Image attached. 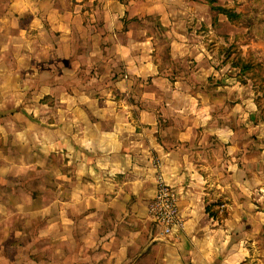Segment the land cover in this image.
<instances>
[{"label":"crops","instance_id":"obj_1","mask_svg":"<svg viewBox=\"0 0 264 264\" xmlns=\"http://www.w3.org/2000/svg\"><path fill=\"white\" fill-rule=\"evenodd\" d=\"M214 75L174 0H0V264L34 240L61 264H264L262 170L224 158ZM159 161L179 237L152 229Z\"/></svg>","mask_w":264,"mask_h":264},{"label":"rangeland","instance_id":"obj_2","mask_svg":"<svg viewBox=\"0 0 264 264\" xmlns=\"http://www.w3.org/2000/svg\"><path fill=\"white\" fill-rule=\"evenodd\" d=\"M224 10L235 17L229 19ZM174 21L194 35L214 63L216 75L206 82L205 93L215 87L226 92L227 100L210 96L207 101L205 93L199 98L202 106H226L220 121L235 143L223 148L224 158L232 151V166L259 167L257 177L264 182V0H174ZM243 64L251 67L245 74ZM151 225L159 231L155 222ZM34 242L19 250L13 264H61L50 253L55 247Z\"/></svg>","mask_w":264,"mask_h":264},{"label":"built area","instance_id":"obj_3","mask_svg":"<svg viewBox=\"0 0 264 264\" xmlns=\"http://www.w3.org/2000/svg\"><path fill=\"white\" fill-rule=\"evenodd\" d=\"M157 195L150 201V217L163 236L179 237L186 229V219L180 206V196L161 172L162 163L155 162Z\"/></svg>","mask_w":264,"mask_h":264},{"label":"trees","instance_id":"obj_4","mask_svg":"<svg viewBox=\"0 0 264 264\" xmlns=\"http://www.w3.org/2000/svg\"><path fill=\"white\" fill-rule=\"evenodd\" d=\"M223 12L224 14H226L228 16L229 19H233L235 17V15H232L230 13H228L227 11H221ZM248 64H243L242 67H241V73L242 74H245L247 71H248ZM250 67V66H249ZM251 68V67H250Z\"/></svg>","mask_w":264,"mask_h":264}]
</instances>
